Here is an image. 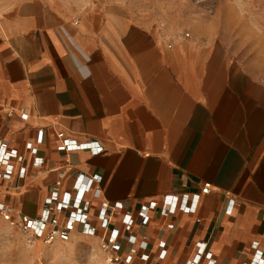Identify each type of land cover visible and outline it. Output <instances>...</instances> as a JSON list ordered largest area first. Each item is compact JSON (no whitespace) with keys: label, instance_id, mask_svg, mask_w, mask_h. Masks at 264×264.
<instances>
[{"label":"crops","instance_id":"obj_1","mask_svg":"<svg viewBox=\"0 0 264 264\" xmlns=\"http://www.w3.org/2000/svg\"><path fill=\"white\" fill-rule=\"evenodd\" d=\"M65 137L97 140L104 152L66 153ZM0 139L28 165L29 142L44 158L25 180H0V202L36 216L58 179L69 191L77 175L92 177L81 192L90 222L102 224V201L118 211L111 222L124 264H146L137 245L124 253L138 233L154 264L264 258V77L207 34L116 5L67 11L53 0H0ZM169 193L198 194L195 214L139 217ZM198 242L210 245L211 261Z\"/></svg>","mask_w":264,"mask_h":264},{"label":"built area","instance_id":"obj_2","mask_svg":"<svg viewBox=\"0 0 264 264\" xmlns=\"http://www.w3.org/2000/svg\"><path fill=\"white\" fill-rule=\"evenodd\" d=\"M21 111L25 112L24 110ZM42 132L41 129L38 132V143L42 141ZM25 148L29 153V165L23 154L16 149H9L0 139V180L18 179L23 181L31 174L30 168L37 170L44 165V158L39 154L33 143H27ZM61 149L66 153L86 150L91 155H99L104 152L103 144L97 140L78 141L70 137L61 140ZM93 184L94 179L92 177L77 175L71 190L62 191V181L58 179L44 200L43 207L38 215L30 216L15 211L10 205L0 202V216L3 221L17 226L30 243L41 242L50 245L55 242H69L75 235H84L98 240L99 249L105 256L106 264H124L121 254V230L111 222L118 211L108 201H102L97 210V217L102 220V224L98 228L90 222L92 202L83 199L81 192L89 191ZM212 190L213 187L210 182L203 183L201 187L202 194H208ZM198 199V194L169 193L159 201L152 200L142 205L139 209V217L144 218L153 211H159L165 217L173 215L177 211L195 214ZM233 207L234 200L229 199L227 212L231 213ZM121 220L122 224L131 225L133 217L130 211H123ZM98 229H101V234L98 233ZM127 242L131 246L126 247L124 253H136L137 251L133 247L137 245L138 250L143 252L140 254V261L146 264H154L151 256L146 252L150 246L146 234H129ZM161 245L164 246V242H161ZM196 247L198 255L210 261L212 260V252L207 242H198ZM257 247L258 243L253 242L252 248L256 249ZM188 264L201 263L194 260ZM243 264H264V258L253 257Z\"/></svg>","mask_w":264,"mask_h":264},{"label":"rangeland","instance_id":"obj_3","mask_svg":"<svg viewBox=\"0 0 264 264\" xmlns=\"http://www.w3.org/2000/svg\"><path fill=\"white\" fill-rule=\"evenodd\" d=\"M67 11L120 6L184 31L198 30L224 43L252 73L264 77V0H53ZM17 210L19 202L11 205ZM0 264H106L97 240L76 235L69 242L30 243L0 216Z\"/></svg>","mask_w":264,"mask_h":264}]
</instances>
